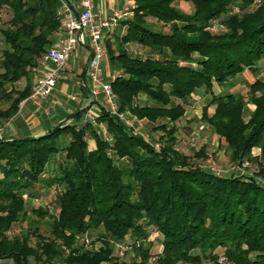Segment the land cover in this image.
<instances>
[{
  "label": "trees",
  "instance_id": "obj_1",
  "mask_svg": "<svg viewBox=\"0 0 264 264\" xmlns=\"http://www.w3.org/2000/svg\"><path fill=\"white\" fill-rule=\"evenodd\" d=\"M58 7L59 0H0V129L30 94L39 60L61 29ZM4 8L10 12L6 21ZM215 20L222 30H211ZM122 23L126 31L116 48L105 44L119 69L111 87L119 109L147 120L157 139L135 132L105 108L95 123L111 141L99 136L92 121L76 122L87 108L39 136L0 135V260L150 264L154 257L155 264H220L222 257L225 264H264V184L245 173L216 174L180 152L175 122L185 108L172 103L200 89L207 100L201 120L225 141L236 166L252 159L253 147L264 151V79L250 83L248 98L213 91L214 83L245 69L255 72L264 58V0H135L132 16ZM131 43L146 53L131 54ZM249 102L254 108L246 120ZM58 152L62 160L47 174ZM194 155L205 158V147ZM252 160L255 174L264 178V158ZM36 188H53L55 214L29 205ZM24 222L26 227L8 233ZM149 227L162 235L156 254ZM92 231L96 248L79 239ZM126 238L131 260L114 253V242Z\"/></svg>",
  "mask_w": 264,
  "mask_h": 264
},
{
  "label": "crops",
  "instance_id": "obj_2",
  "mask_svg": "<svg viewBox=\"0 0 264 264\" xmlns=\"http://www.w3.org/2000/svg\"><path fill=\"white\" fill-rule=\"evenodd\" d=\"M65 1L68 4H70L73 8L77 7V0H65ZM131 6H135V0H95V10L102 16H109L112 10L115 8L123 9V8H130ZM132 14H133V10L132 13L127 18L131 17ZM124 19L126 18L120 19L112 34L108 35L105 38V44L106 41L108 40L112 44V47L114 49L116 48V44L118 42L119 37L122 36L126 31V26L122 23ZM63 34H64V30L61 25V29L56 35V38L53 43L61 39L63 37ZM132 44L134 43L128 44L126 45V47L131 54H135L136 53L135 49L138 46L136 44L135 46ZM90 54H91V50L90 47L88 46V41L87 43L78 44L67 62L65 68V74H66L65 78L57 82L53 93L49 97L41 101L39 105L37 106L33 105L29 100H26V98L22 100L19 104V109L17 114L12 119H10L9 122L10 125L6 129L5 136L35 137L45 134L49 130H51L54 126L60 124V122L65 120L71 114L77 112L82 108H87L86 111L80 115L79 119L76 122L81 125L86 121H92L97 129L99 136L103 139H107L111 141V137H109V135L106 133L104 126L102 124L95 123L96 117L99 115L102 108L106 109L107 103L104 96L101 93H97L94 95L91 92L90 82L86 75L87 62ZM262 66H264V58H262L257 63V70L255 72L249 69H245L243 72L239 73L238 75H236L235 77L231 78L229 81L224 83L226 86H223L224 84L214 83L213 84L214 93L226 94L229 92H236L235 90H237L240 87L242 88L246 87L248 90L250 83H252L256 78L264 79L262 78V73H261ZM102 67H103V77L105 80H111L115 75L119 74L118 66L108 55L103 60ZM34 74L35 72L32 75L31 82H33ZM201 94L202 92L200 89L196 90L192 94V98L194 99L200 98ZM72 95L76 96L77 100H71L69 97ZM140 99L144 104L147 105L153 104V102H151L146 96H141ZM179 101L180 99L174 98L172 100V103L176 104L179 103ZM202 107L200 109H202ZM184 114H186V111L184 112ZM133 117H134V121H133L134 126L135 124L148 122L145 119H138L134 115ZM90 140H92L91 145H89L91 143ZM87 142L89 149L95 148L94 139L90 138L88 139ZM251 153L253 154L252 151ZM53 156L59 157L60 152L54 154ZM252 159L255 158L252 157ZM121 162L123 161L122 160L117 161V164H120ZM55 167H57L56 164H54L50 160L46 166L47 173L50 174L55 169ZM41 190L45 191V189H40V191ZM126 240L131 241L130 238H126ZM0 264H14V262L11 259H2L0 260ZM29 264H36V262L30 259ZM55 264H60V263L57 262Z\"/></svg>",
  "mask_w": 264,
  "mask_h": 264
},
{
  "label": "built area",
  "instance_id": "obj_3",
  "mask_svg": "<svg viewBox=\"0 0 264 264\" xmlns=\"http://www.w3.org/2000/svg\"><path fill=\"white\" fill-rule=\"evenodd\" d=\"M134 7L115 8L109 16H102L95 10V0H77L76 8H73L65 0H59L58 14L61 17L64 34L40 58L39 66L33 77L31 91L26 100L37 106L49 97L57 82L65 78L67 62L77 45L88 41L91 54L87 62L86 75L92 94L101 93L106 100L107 111L134 129V117L130 112L119 109L117 96L112 90L111 81L115 79L116 75L111 80H105L102 67V62L107 56L105 38L112 34L120 19L127 18L132 13ZM69 98L77 100L74 95ZM79 239L86 246L93 245L88 233L80 235ZM131 244L132 241H126V239L114 242V253L123 259L125 252L131 250ZM97 245L93 246L96 248ZM149 263L155 264L154 257H150Z\"/></svg>",
  "mask_w": 264,
  "mask_h": 264
},
{
  "label": "rangeland",
  "instance_id": "obj_4",
  "mask_svg": "<svg viewBox=\"0 0 264 264\" xmlns=\"http://www.w3.org/2000/svg\"><path fill=\"white\" fill-rule=\"evenodd\" d=\"M180 6L185 10H190L191 8V5L188 3H183ZM9 16H10V12L8 11L7 8H4L2 11V20L6 21ZM222 29L223 27L222 25L219 24V20H215L212 23L211 30L213 32H217ZM132 45L135 46V44ZM137 48L135 49L136 52L141 51V54L146 53V51H144L142 48L140 47ZM261 73H262V78H264V66H262L261 68ZM19 86L22 87L23 83H20ZM223 86L226 85L224 84ZM235 91L244 94L245 97L248 98V90L246 87L243 88L240 87ZM179 103H181L184 106L186 111V114H183V116L178 121L175 122V126L177 127L176 148L180 152L187 154L193 159V161H196L200 165L207 167L216 174L229 175L231 172H235L236 174L245 173L255 176L262 184H264V178H262L260 175L257 176L255 174V172L257 171V166L255 165L256 164L255 161L252 159L248 161L244 160L242 165L240 166H236L234 163H231L228 159L225 141L222 138H220L218 135H216L210 126L202 122V120L200 119L201 118L200 108L205 103H207V100L204 97L203 93L200 95V98L194 99L192 98L191 95V97L188 100L186 101L180 100ZM252 108L254 107L250 102L246 103L243 109V116L246 120L248 119V114ZM212 111L213 109L212 107H210L209 108L210 114L212 113ZM9 122L10 121L5 122L6 123L5 127L0 129V135H6V129L10 125ZM135 126H134L135 132L141 133L143 136H145L148 139L153 138V140H156L159 135L158 132H154L152 130V126L149 122L135 124ZM88 139H90V137H88ZM90 142L91 143L89 145L92 144V140H90ZM202 146L205 147L206 157L205 158L196 157L194 153L198 151ZM251 151L253 152V154L251 153ZM251 151H250L251 158L252 157L261 158V159L264 158V151H262L261 147L255 146V148L251 149ZM53 157H51L50 160L57 166L58 163L61 162L62 160V153H60L59 157H55V156ZM36 192H37L36 197H34V199H32V201L29 202V205L33 206L34 208L41 205L47 208L51 213L55 214L57 211V206L55 204V191L53 190V188L45 189V191L42 190L40 191L39 188H36L35 193ZM24 227H26V222H24L23 224H19V223L14 224L11 230L8 231V233H10L11 231L17 233ZM42 229L44 230L43 227ZM153 230H154L153 228L149 227V231L151 234L150 240H152L151 252L152 254H156L160 252L162 249V245H161L162 235ZM89 236L92 240L95 239L97 236L96 231H92L89 234ZM126 241H130V240H126ZM95 244L97 245L98 243ZM217 252L220 254V256H222L223 249L218 248ZM132 257H133L132 250L129 249L125 252V256L123 259L131 260ZM218 262L220 264H225L224 262H222V257L218 259ZM201 264H213V263L204 260Z\"/></svg>",
  "mask_w": 264,
  "mask_h": 264
}]
</instances>
